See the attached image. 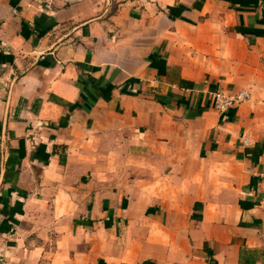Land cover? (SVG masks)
Returning <instances> with one entry per match:
<instances>
[{
  "label": "crops",
  "instance_id": "0c3cea01",
  "mask_svg": "<svg viewBox=\"0 0 264 264\" xmlns=\"http://www.w3.org/2000/svg\"><path fill=\"white\" fill-rule=\"evenodd\" d=\"M0 264H264V0H0Z\"/></svg>",
  "mask_w": 264,
  "mask_h": 264
},
{
  "label": "built area",
  "instance_id": "2783aa9c",
  "mask_svg": "<svg viewBox=\"0 0 264 264\" xmlns=\"http://www.w3.org/2000/svg\"><path fill=\"white\" fill-rule=\"evenodd\" d=\"M66 2H75L77 0H64ZM250 98L248 91L243 90L235 94H225L221 91H217L214 94V107L221 113H227L231 108L239 105L242 102L247 101Z\"/></svg>",
  "mask_w": 264,
  "mask_h": 264
}]
</instances>
